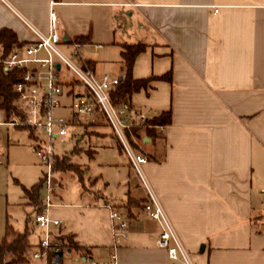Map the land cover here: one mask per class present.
Masks as SVG:
<instances>
[{
    "label": "crops",
    "instance_id": "obj_1",
    "mask_svg": "<svg viewBox=\"0 0 264 264\" xmlns=\"http://www.w3.org/2000/svg\"><path fill=\"white\" fill-rule=\"evenodd\" d=\"M51 10L61 37L83 44L82 59L98 75L121 79L122 45H145L132 77L156 78L128 98L150 117L171 109V121L151 134L138 129L144 170L194 263L264 264V0H0V30L25 43L32 35L23 20L47 31ZM169 71L171 81L157 78ZM5 118L0 107V142L21 128ZM89 125L114 137L102 117ZM127 164L120 193L94 188L97 177L88 176L73 199L54 196L48 212L65 223L59 238L81 247H65L60 263L73 253L81 264H107L115 252L117 264H170L156 246L159 224L138 215L145 191ZM109 205L128 214L117 246Z\"/></svg>",
    "mask_w": 264,
    "mask_h": 264
},
{
    "label": "built area",
    "instance_id": "obj_2",
    "mask_svg": "<svg viewBox=\"0 0 264 264\" xmlns=\"http://www.w3.org/2000/svg\"><path fill=\"white\" fill-rule=\"evenodd\" d=\"M23 22L32 39L14 47L4 58L0 45V63L5 71H17L14 91L23 113V116L10 114L2 123L32 128V137L35 140L33 150L46 167L45 201L42 209L29 221L32 227L41 229V235L37 248L30 254H25V261L33 259L42 260L43 264H61L60 255L65 249V244L58 233L65 223L51 217L48 212L52 204L51 192L55 190L52 182L56 155L54 141L63 138L73 126L91 124L98 117H102L117 138L121 150L128 157L145 191L138 215L156 221L160 226L156 246L166 251L170 264H195L149 182L144 170L148 158L141 148L139 136L133 131L135 127L159 125L149 123L151 117L134 108L129 98L121 102L113 100L111 93L120 83V78L106 73L98 75L83 61V44L78 41H64L53 10L49 13L47 31L38 29L26 20ZM56 64H59V69ZM63 97L69 99L68 104L62 102ZM62 106H67V114L57 112ZM109 208L113 222V246H117L126 234L128 214L126 210L111 205ZM89 263L97 264L94 259H89ZM107 264H117L115 252L110 253Z\"/></svg>",
    "mask_w": 264,
    "mask_h": 264
},
{
    "label": "rangeland",
    "instance_id": "obj_3",
    "mask_svg": "<svg viewBox=\"0 0 264 264\" xmlns=\"http://www.w3.org/2000/svg\"><path fill=\"white\" fill-rule=\"evenodd\" d=\"M81 53L87 55L83 47ZM91 129L89 124H79L76 129L70 128L63 138L54 141V150L58 155L64 154L59 158H65L67 168L59 169L57 172L53 169L52 182L55 190L51 192L52 201L57 193L65 194V199H73L76 195L75 191L77 187L79 188L80 181L73 169L82 173L87 186L88 176L97 177L94 188H100L105 193L121 192L123 179L128 176V157L123 151L119 153L115 136L113 137L108 129L104 135H98ZM4 137L0 142V241L9 225L17 231L26 229L29 239L35 242L41 231L29 223L36 212L34 205L29 203L28 197L24 195L23 188L30 186L40 177L43 178L40 189L41 210L46 195L44 182L46 167L32 150L35 140L28 135L26 129L10 127L8 131H4ZM130 176L132 181L138 180L132 168ZM73 256L72 253L62 257L61 264H81L74 261Z\"/></svg>",
    "mask_w": 264,
    "mask_h": 264
},
{
    "label": "trees",
    "instance_id": "obj_4",
    "mask_svg": "<svg viewBox=\"0 0 264 264\" xmlns=\"http://www.w3.org/2000/svg\"><path fill=\"white\" fill-rule=\"evenodd\" d=\"M0 45L3 49L2 57H6L14 47L20 46L16 34L7 28L0 30ZM145 45L142 43L136 44H124L122 45L121 56L124 63V74L120 79V83L112 91L111 95L115 102H121L128 98L132 93L139 91L142 88H147L152 78L134 79L132 77V65L138 54L144 51ZM17 71H5L3 64L0 63V107L4 109L6 116L10 114H16L23 116L22 110L17 102V94L14 91V84L16 82ZM158 79H164L171 81V72L169 71L165 75L157 77ZM171 121V109L162 110L159 114L151 117L149 123L152 125H165ZM28 131L30 137L33 136V129L28 126H20ZM146 131L151 134L155 131V127L146 126ZM138 127L133 128L134 133L137 134ZM65 158H59L55 155L53 162V169L67 168ZM56 166L60 168H56ZM77 174L79 181L83 182V175L78 170L73 169ZM43 185V178L31 184L30 186H24V195L28 197L29 202L34 205L35 212H38L42 200L40 198V189ZM60 239L64 242L65 247L70 249H80L71 236H60ZM29 233L25 229L24 231L14 230L11 226L7 225L5 235L0 241V264H21L25 262V254L30 248Z\"/></svg>",
    "mask_w": 264,
    "mask_h": 264
},
{
    "label": "water",
    "instance_id": "obj_5",
    "mask_svg": "<svg viewBox=\"0 0 264 264\" xmlns=\"http://www.w3.org/2000/svg\"><path fill=\"white\" fill-rule=\"evenodd\" d=\"M56 68L59 69V64H56Z\"/></svg>",
    "mask_w": 264,
    "mask_h": 264
}]
</instances>
